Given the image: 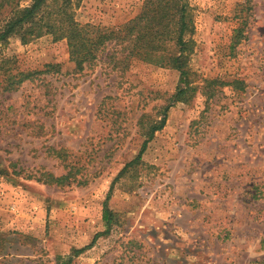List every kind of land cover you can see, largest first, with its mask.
Segmentation results:
<instances>
[{"label": "rangeland", "instance_id": "rangeland-1", "mask_svg": "<svg viewBox=\"0 0 264 264\" xmlns=\"http://www.w3.org/2000/svg\"><path fill=\"white\" fill-rule=\"evenodd\" d=\"M144 2L72 9L116 30ZM28 3L0 0V22ZM179 4L187 81L125 59L127 41L107 42L81 70L50 33L0 44V264H264V0Z\"/></svg>", "mask_w": 264, "mask_h": 264}, {"label": "trees", "instance_id": "trees-1", "mask_svg": "<svg viewBox=\"0 0 264 264\" xmlns=\"http://www.w3.org/2000/svg\"><path fill=\"white\" fill-rule=\"evenodd\" d=\"M175 3V8L171 3ZM180 0H145L142 10L133 19L115 29L100 28L92 24H81L74 18L72 9L73 0H29L24 6L15 5L8 16L0 22V44L10 36H19L22 42L50 33L53 40L66 39L69 59L74 63V68L81 70L83 66L96 58L97 52L107 42L115 41L122 44L127 41L124 58H136L150 64L168 66L180 71L187 81L186 44L184 34L188 29L186 12ZM173 50H165L167 44ZM125 46V47H126ZM23 75L10 79L3 88L13 89L14 84L20 83L25 78H30L31 72H19ZM186 87H180L174 94L173 100L184 101ZM164 106L163 109H167ZM164 110V113H165ZM163 113V114H164ZM165 122V114L150 125L148 137L143 141L136 157L126 166L139 162L141 154L154 132L161 129ZM49 178V177H48ZM70 179V173L59 177H50L48 181L57 184L65 183ZM111 210H103V220L107 225L111 223ZM98 234H95L93 241ZM82 248L74 249L79 253ZM71 256L66 259L57 256L55 264H69Z\"/></svg>", "mask_w": 264, "mask_h": 264}]
</instances>
